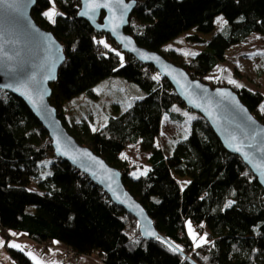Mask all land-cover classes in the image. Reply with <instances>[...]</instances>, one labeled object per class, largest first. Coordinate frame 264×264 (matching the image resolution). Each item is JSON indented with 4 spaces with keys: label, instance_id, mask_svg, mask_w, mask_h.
Here are the masks:
<instances>
[{
    "label": "trees",
    "instance_id": "16d2710c",
    "mask_svg": "<svg viewBox=\"0 0 264 264\" xmlns=\"http://www.w3.org/2000/svg\"><path fill=\"white\" fill-rule=\"evenodd\" d=\"M135 1L124 31L139 46L173 62L179 53L164 47L167 41L191 28L210 33L214 17L223 16L225 23L208 40L187 35L204 46L177 62L190 77L210 86L224 85L205 77L224 60L228 47L253 32L264 37V0ZM78 5V0H54L61 13L54 23L43 15L53 7L49 0H35L30 10L32 19L63 45L64 60L50 85L49 103L77 142L120 171L124 187L161 237H142L133 216L52 154L45 129L23 101L0 89V236L10 258L16 264H34L24 250L8 247V232L13 230L44 248L57 241L74 256L97 255L104 264H264V191L256 178L223 148L208 122L183 105L165 78L153 79L156 70L151 65L94 30L77 15ZM107 76L123 77L140 91L95 129L68 123L65 100L79 93L96 97L93 86ZM227 86L264 124V93L242 84ZM163 114L189 127L169 153L155 143ZM131 144L148 152L149 167L137 176L129 174L120 156ZM177 176L186 180L183 185ZM188 222L205 236L200 247L192 246Z\"/></svg>",
    "mask_w": 264,
    "mask_h": 264
},
{
    "label": "water",
    "instance_id": "95a60500",
    "mask_svg": "<svg viewBox=\"0 0 264 264\" xmlns=\"http://www.w3.org/2000/svg\"><path fill=\"white\" fill-rule=\"evenodd\" d=\"M94 2L108 7L81 15L90 0H78L77 15L94 30L108 34L122 52L151 65L165 78L183 105L208 122L223 148L241 159L264 191V124L237 93L227 85L210 86L192 78L179 63L136 44L124 31L135 0H123L122 5L117 0ZM34 3L35 0H0V89L23 101L45 129L52 154L83 173L112 203L133 216L142 237H161L145 209L124 187L120 171L77 142L49 103L50 85L64 60L63 45L32 19L30 10ZM123 5L128 7L125 9ZM184 256L190 259L187 254Z\"/></svg>",
    "mask_w": 264,
    "mask_h": 264
},
{
    "label": "rangeland",
    "instance_id": "374dc122",
    "mask_svg": "<svg viewBox=\"0 0 264 264\" xmlns=\"http://www.w3.org/2000/svg\"><path fill=\"white\" fill-rule=\"evenodd\" d=\"M224 23L225 20L223 16L218 14L213 19V29L210 33H199L195 28H191L167 41L164 47L167 49H175V51L179 53V58L176 62H183L189 59L194 52L201 50L204 46V43H194L186 39L187 35L197 34L203 39L208 40ZM230 80L235 81V83H230ZM205 81H218L224 85L242 84L264 93V37L253 32L243 42L228 47L224 52V60L216 64L208 72ZM93 89L97 93L96 97L91 98L84 93H79L65 100L64 111L68 123L75 122L77 123L76 125H79V123H87L90 128L95 129L104 124L109 115L116 114V112L126 108L129 103H131L132 97H136L140 91L134 83L120 76H107L102 78L93 86ZM188 132V124L184 126L183 124L168 119V117L163 114L161 116V125L155 143L158 147L163 148L165 153H169L173 145L184 138ZM144 154V151L140 150L138 145H130L125 148L121 157H126L125 161L129 167L128 172L130 175L137 176L143 174L147 170ZM176 178L181 185L185 181L178 176ZM190 230L192 234H195V231L197 232L194 226L192 228L190 225L189 228V224L187 223L186 232L189 231L190 234ZM0 241L4 242L1 236ZM4 244L5 242L3 245ZM19 245L22 248L24 246L20 243ZM49 246L51 245L47 247ZM193 247H195V245ZM3 256L9 260L11 259L7 251L5 249L2 250L0 246V264L6 263V260L2 258ZM72 257L83 258L87 257V255ZM90 261L92 262V260Z\"/></svg>",
    "mask_w": 264,
    "mask_h": 264
},
{
    "label": "crops",
    "instance_id": "0c3cea01",
    "mask_svg": "<svg viewBox=\"0 0 264 264\" xmlns=\"http://www.w3.org/2000/svg\"><path fill=\"white\" fill-rule=\"evenodd\" d=\"M160 125H161V120H160ZM160 125H159V129H160ZM131 145L133 146V145H137V144H131ZM124 150L120 153V156L122 155ZM144 153H145L144 154L145 155V158H144L145 159V164H146L147 169H148L149 164L146 162V157L148 155V152L144 151ZM183 180H185V179H183ZM185 181L183 182V184L185 183ZM188 224L191 225V227L193 228L192 224H190L189 222H188ZM185 229L187 230V223H185ZM8 233H9V238H8V240L6 242L7 244L15 243V244L19 245V243H20L21 245H24L23 249L26 252V254L30 252L33 256L36 257V259L38 261H40V264H86V263L104 264L98 258V256H94V255H87V257H83V258H81V257L80 258L70 257V258H68L66 260H62L58 256V254L62 250V248L64 246L63 244H61V243H59L57 241H54L51 244V246H49L47 248H43L41 246V244H39V243L31 240L30 238H28L24 232H15L13 230H10ZM194 233H195L194 234L195 240L193 239V235H190L189 231H187V234H188V236L191 239L192 246L196 245V243H199L200 245L203 244L205 242L204 234L203 233H199L198 231L197 232L195 231ZM201 237H203L204 239L201 240ZM1 249L2 250L4 249V245L1 246ZM2 258L6 260L7 264H16L12 259L9 260V259H7L4 256ZM29 258L33 261V259L30 256H29ZM90 260H92V262Z\"/></svg>",
    "mask_w": 264,
    "mask_h": 264
},
{
    "label": "snow or ice",
    "instance_id": "6c2138e0",
    "mask_svg": "<svg viewBox=\"0 0 264 264\" xmlns=\"http://www.w3.org/2000/svg\"><path fill=\"white\" fill-rule=\"evenodd\" d=\"M49 3L53 4V7H52L51 9H49V11L44 12L43 15H44V16H45L50 22L54 23V22H55V17H56L57 15H61V13H59V12H57V11L55 10L54 0H49ZM117 3L122 5V4H123V0H117ZM99 7H108V5H107V4H99V3H95L94 0H90V3L87 5V9H86L85 11H83V12L81 13V15H89V12H90V11L94 13L95 10H96V8H99ZM123 7L126 9L128 6H127V5H123ZM99 43L104 44V47H106V48L108 47V45H107L104 41H99ZM117 55H119V53H117ZM122 59H123V58L121 57V60H122ZM153 79H158V77H153ZM229 82H230V83H235V81H232V80H230ZM262 110H264V106H262ZM237 151H239V149H237ZM125 158H126V157H125ZM189 228H190V225H189ZM14 235H15V234H14ZM190 235H193V239L195 240V236H194V234L191 233V230H190ZM203 239H204V238L201 237V240H203ZM3 243H4L3 241H0V246H2ZM195 246H196V247H200V244H199V243H196ZM8 247L19 248L21 251L24 250L20 245H17V244H15V243H9V244H8ZM27 254L33 259L34 264H40V261H38V260L36 259V257L33 256L30 252L27 253Z\"/></svg>",
    "mask_w": 264,
    "mask_h": 264
},
{
    "label": "built area",
    "instance_id": "2783aa9c",
    "mask_svg": "<svg viewBox=\"0 0 264 264\" xmlns=\"http://www.w3.org/2000/svg\"><path fill=\"white\" fill-rule=\"evenodd\" d=\"M154 75L156 77L160 76L159 73L157 71L154 72ZM58 256L62 259V260H66L72 256H74V253L72 250H70L69 248H67L66 246H63L62 251L58 254Z\"/></svg>",
    "mask_w": 264,
    "mask_h": 264
}]
</instances>
